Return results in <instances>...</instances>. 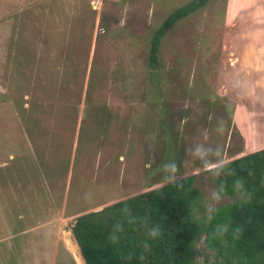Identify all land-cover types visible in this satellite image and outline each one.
<instances>
[{
    "label": "rangeland",
    "instance_id": "374dc122",
    "mask_svg": "<svg viewBox=\"0 0 264 264\" xmlns=\"http://www.w3.org/2000/svg\"><path fill=\"white\" fill-rule=\"evenodd\" d=\"M188 1L0 0V264L83 262L77 215L183 176L194 219L240 197L215 166L264 145V73L227 47L255 29L234 0H209L152 64L153 34ZM205 237L193 257L213 264Z\"/></svg>",
    "mask_w": 264,
    "mask_h": 264
},
{
    "label": "trees",
    "instance_id": "16d2710c",
    "mask_svg": "<svg viewBox=\"0 0 264 264\" xmlns=\"http://www.w3.org/2000/svg\"><path fill=\"white\" fill-rule=\"evenodd\" d=\"M208 1L190 0L167 15L151 39L152 64L165 31ZM215 169L219 191L240 197L205 222L192 215L194 175L77 215L71 230L85 264H198L192 244L199 234L219 256L213 264H264V147Z\"/></svg>",
    "mask_w": 264,
    "mask_h": 264
},
{
    "label": "crops",
    "instance_id": "0c3cea01",
    "mask_svg": "<svg viewBox=\"0 0 264 264\" xmlns=\"http://www.w3.org/2000/svg\"><path fill=\"white\" fill-rule=\"evenodd\" d=\"M234 2L240 7L239 19H241V23L253 26L252 28L255 30L251 31L252 29L248 27L247 29H244L245 31L239 33L234 38H229L230 41L227 43V47L231 52V43L235 42V47L238 48V53L241 56L238 62L240 66H243L241 70L245 74L254 72L264 73V0H234ZM242 71H238V74L243 75ZM246 77L248 76H243V78L241 77L240 79ZM248 83L249 79H247L246 84L242 85L246 86ZM262 147H264V145L251 149L245 147V152L243 154L255 151ZM73 241L69 239V244L76 253ZM76 257L79 259L77 255ZM76 262V264H85L82 260H77Z\"/></svg>",
    "mask_w": 264,
    "mask_h": 264
},
{
    "label": "clouds",
    "instance_id": "9594fccd",
    "mask_svg": "<svg viewBox=\"0 0 264 264\" xmlns=\"http://www.w3.org/2000/svg\"><path fill=\"white\" fill-rule=\"evenodd\" d=\"M173 171H175V167L173 166ZM210 171V170H209ZM213 197L215 198V199H219L220 197L214 192L213 193Z\"/></svg>",
    "mask_w": 264,
    "mask_h": 264
},
{
    "label": "water",
    "instance_id": "95a60500",
    "mask_svg": "<svg viewBox=\"0 0 264 264\" xmlns=\"http://www.w3.org/2000/svg\"><path fill=\"white\" fill-rule=\"evenodd\" d=\"M80 249V248H79ZM81 252V251H80ZM82 255V254H81Z\"/></svg>",
    "mask_w": 264,
    "mask_h": 264
},
{
    "label": "bare ground",
    "instance_id": "6f19581e",
    "mask_svg": "<svg viewBox=\"0 0 264 264\" xmlns=\"http://www.w3.org/2000/svg\"><path fill=\"white\" fill-rule=\"evenodd\" d=\"M76 244V243H75Z\"/></svg>",
    "mask_w": 264,
    "mask_h": 264
}]
</instances>
